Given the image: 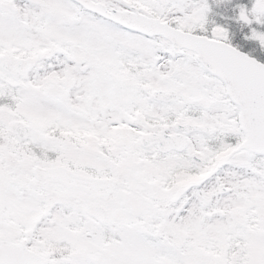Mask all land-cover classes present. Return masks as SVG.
I'll list each match as a JSON object with an SVG mask.
<instances>
[{
  "label": "snow or ice",
  "instance_id": "1",
  "mask_svg": "<svg viewBox=\"0 0 264 264\" xmlns=\"http://www.w3.org/2000/svg\"><path fill=\"white\" fill-rule=\"evenodd\" d=\"M0 264H264V0H0Z\"/></svg>",
  "mask_w": 264,
  "mask_h": 264
},
{
  "label": "flooded vegetation",
  "instance_id": "2",
  "mask_svg": "<svg viewBox=\"0 0 264 264\" xmlns=\"http://www.w3.org/2000/svg\"><path fill=\"white\" fill-rule=\"evenodd\" d=\"M220 12H225V9H223V7H219V8L213 7V13L214 14L210 16V19L222 23V21H220L219 16L218 15H215V13H220ZM225 14H229V13L225 12ZM229 25H230V27H234V22L229 21Z\"/></svg>",
  "mask_w": 264,
  "mask_h": 264
}]
</instances>
